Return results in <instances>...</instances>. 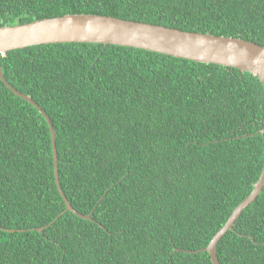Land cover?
Returning <instances> with one entry per match:
<instances>
[{
	"label": "trees",
	"instance_id": "1",
	"mask_svg": "<svg viewBox=\"0 0 264 264\" xmlns=\"http://www.w3.org/2000/svg\"><path fill=\"white\" fill-rule=\"evenodd\" d=\"M67 14L264 44V0H0V27ZM0 67L49 117L59 187L90 215L66 209L47 121L0 80V264H211L196 251L264 163L255 76L91 43L9 51ZM216 254L220 264H264V187Z\"/></svg>",
	"mask_w": 264,
	"mask_h": 264
},
{
	"label": "water",
	"instance_id": "2",
	"mask_svg": "<svg viewBox=\"0 0 264 264\" xmlns=\"http://www.w3.org/2000/svg\"><path fill=\"white\" fill-rule=\"evenodd\" d=\"M56 43H91L132 47L197 63L234 68L255 76L264 91V44L259 45L240 38L187 32L160 25L90 14H67L26 24L0 27V55L26 47ZM0 80L16 96L34 106L47 121L51 134L54 177L58 191L67 210L84 219H90V215L80 214L71 207L59 187L55 131L49 117L29 96L20 93L5 80L1 67ZM263 187L264 163L250 194L234 209L207 247L196 252L206 251L211 264H220L216 254L218 241L232 229L241 212L257 198ZM39 231L42 230L39 229Z\"/></svg>",
	"mask_w": 264,
	"mask_h": 264
},
{
	"label": "clouds",
	"instance_id": "3",
	"mask_svg": "<svg viewBox=\"0 0 264 264\" xmlns=\"http://www.w3.org/2000/svg\"><path fill=\"white\" fill-rule=\"evenodd\" d=\"M179 250H180V249H177V248L175 249V251H179ZM181 251H185V250H181Z\"/></svg>",
	"mask_w": 264,
	"mask_h": 264
}]
</instances>
